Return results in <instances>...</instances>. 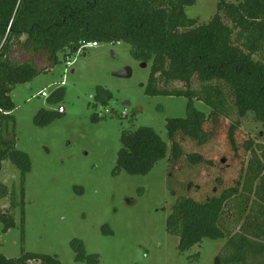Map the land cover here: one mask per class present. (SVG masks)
Returning <instances> with one entry per match:
<instances>
[{
	"label": "trees",
	"instance_id": "obj_1",
	"mask_svg": "<svg viewBox=\"0 0 264 264\" xmlns=\"http://www.w3.org/2000/svg\"><path fill=\"white\" fill-rule=\"evenodd\" d=\"M197 1L0 0V171L5 160L20 170L22 214L32 161L16 147L12 90L51 70L68 50L66 56L84 51L91 42H126L135 59L151 63L147 94L190 99L188 116L172 118L168 124L171 159L179 162L186 156L190 166L180 173L185 182L174 191L178 198L167 231L179 237L181 251L205 238H228L216 264H264V143H255L239 120H231L237 110L240 117L253 113L264 123V0H221L217 13L200 25L185 12ZM40 60H45L44 67L39 66ZM158 79L188 85L197 79L201 88L168 90L158 86ZM64 95L60 88L49 101ZM112 98L110 90H98L97 102L100 99L102 105ZM194 99L210 106V114L196 109ZM62 113L42 109L37 123L49 124ZM179 136L191 140L201 152L186 155ZM222 139L234 159L223 157L216 164L201 149L211 143L220 146ZM122 143L118 168L131 174L150 172L169 149L156 130L147 126L125 131ZM15 209L13 197L10 207L0 209L5 231L16 225ZM72 244L78 260L88 257L80 239ZM32 260L62 264L57 255L26 250L18 258L0 254V264H32Z\"/></svg>",
	"mask_w": 264,
	"mask_h": 264
},
{
	"label": "rangeland",
	"instance_id": "obj_2",
	"mask_svg": "<svg viewBox=\"0 0 264 264\" xmlns=\"http://www.w3.org/2000/svg\"><path fill=\"white\" fill-rule=\"evenodd\" d=\"M220 1L198 0L185 12L199 25L206 24L217 13ZM66 53L60 54L61 62L51 70L16 85L11 92L16 147L30 156L32 171L25 179L22 214L20 170L10 160L2 162L0 209L10 207L13 197L16 225L5 231L0 223V254L18 258L26 250L57 255L62 264H94L96 259L95 264H216L228 238H205L181 251L179 237L166 228L178 198L174 191L181 190L185 182L180 173L190 166L186 156L179 162L171 159L168 124L172 118L188 116L190 99L147 94L151 63L142 67L143 61L132 56L126 42L100 43L72 53L73 64L67 71ZM39 62L44 67L45 60ZM126 66L133 69L131 78L113 75ZM158 80V86L168 90L201 88L197 79L190 85ZM44 88L51 94L64 88L65 95L50 102L37 96ZM100 88L113 93L106 105L100 99L97 102ZM227 93L234 103L228 89ZM60 105L65 108L61 116L46 125L37 123L42 109L58 111ZM193 106L207 115L212 111L201 100L194 99ZM231 120H239L255 143H264V123L253 113L240 117L235 110ZM142 126L153 128L168 143L166 157L146 174L119 170L123 133ZM223 139L220 146L211 143L201 149L216 164L223 157L234 159ZM178 140L186 155L200 151L188 138L179 136ZM75 239L83 242L88 255L84 260L77 258L72 244ZM31 263L41 264L36 260Z\"/></svg>",
	"mask_w": 264,
	"mask_h": 264
},
{
	"label": "built area",
	"instance_id": "obj_3",
	"mask_svg": "<svg viewBox=\"0 0 264 264\" xmlns=\"http://www.w3.org/2000/svg\"><path fill=\"white\" fill-rule=\"evenodd\" d=\"M99 45H100V43H98V42H91V43L87 44L85 47H97ZM82 50L83 49L81 48V49H79L78 52H81ZM65 60H66V63H67V68H66V71H67L69 69V67L73 64V61L71 60V56H66L65 57ZM62 83L64 84V82H62ZM51 95L52 94L48 91V89L47 88H44L40 93H38L37 96L38 97H44V98H50ZM58 110L60 112H64L65 111V108L60 105L59 108H58Z\"/></svg>",
	"mask_w": 264,
	"mask_h": 264
},
{
	"label": "water",
	"instance_id": "obj_4",
	"mask_svg": "<svg viewBox=\"0 0 264 264\" xmlns=\"http://www.w3.org/2000/svg\"><path fill=\"white\" fill-rule=\"evenodd\" d=\"M148 65L147 62H142L141 66L146 68ZM114 76L119 77V78H131L133 76V69L129 66L121 68L119 71H116L113 73ZM144 84H141V87H143Z\"/></svg>",
	"mask_w": 264,
	"mask_h": 264
},
{
	"label": "flooded vegetation",
	"instance_id": "obj_5",
	"mask_svg": "<svg viewBox=\"0 0 264 264\" xmlns=\"http://www.w3.org/2000/svg\"><path fill=\"white\" fill-rule=\"evenodd\" d=\"M118 44V43H117ZM84 55H86L85 53H84Z\"/></svg>",
	"mask_w": 264,
	"mask_h": 264
},
{
	"label": "crops",
	"instance_id": "obj_6",
	"mask_svg": "<svg viewBox=\"0 0 264 264\" xmlns=\"http://www.w3.org/2000/svg\"><path fill=\"white\" fill-rule=\"evenodd\" d=\"M72 71H74V70H72Z\"/></svg>",
	"mask_w": 264,
	"mask_h": 264
}]
</instances>
